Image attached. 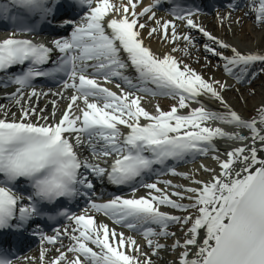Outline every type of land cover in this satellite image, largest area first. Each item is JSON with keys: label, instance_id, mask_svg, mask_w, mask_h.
Listing matches in <instances>:
<instances>
[{"label": "snow or ice", "instance_id": "6c2138e0", "mask_svg": "<svg viewBox=\"0 0 264 264\" xmlns=\"http://www.w3.org/2000/svg\"><path fill=\"white\" fill-rule=\"evenodd\" d=\"M162 2L153 0L137 11L142 0H70L84 14L79 21H63L62 27L72 26L71 33L53 39L51 46L18 36L34 31L33 20L51 22L61 0L0 3V18L16 24L0 40V74H5L0 85L15 86L8 98L18 108L10 112L0 105V230H22L45 212L67 219L70 226L41 235L49 245L62 243V237L69 241L66 248L55 249L49 264H156L153 257L162 250L176 253L173 264H264V158L259 155L264 153V99L248 116L233 110L222 95L226 83L205 80L173 55L188 51L177 49L178 41L194 46V38L179 34L173 21L202 34L205 60L217 58L223 73L237 83L255 79L257 65L264 71V47L241 51L199 25L198 13L176 0H171L173 21L156 19L154 9ZM245 8L264 39V0H246ZM148 21L156 26L147 37L170 42L169 52L154 53L144 43ZM40 79L61 83L63 91L52 93L61 99L71 92L63 110L55 101L47 115L46 109L32 106L33 98L49 94L36 90L34 82ZM113 83L116 92L104 86ZM144 96L175 103L167 111L157 105L149 112L141 104ZM201 97L224 111L210 110ZM218 139L239 146L220 153L214 146ZM210 153H215L216 167L201 166L210 174L207 180L183 176L193 186L164 181V188L159 181L144 182L156 166L176 176L169 161ZM93 178L131 187V195H113L103 203L89 200L82 214H69L63 202L95 195ZM21 183L26 192L17 191ZM137 184L148 190L144 196L137 197ZM89 212L141 236L147 251L133 235L117 232ZM171 226L178 227L180 237L171 245L160 243L176 237ZM45 259L41 250V264ZM0 264H12L2 249Z\"/></svg>", "mask_w": 264, "mask_h": 264}, {"label": "bare ground", "instance_id": "6f19581e", "mask_svg": "<svg viewBox=\"0 0 264 264\" xmlns=\"http://www.w3.org/2000/svg\"><path fill=\"white\" fill-rule=\"evenodd\" d=\"M152 0H148L142 7L148 6ZM113 2L117 3V0H113ZM142 7H138L137 11H140ZM243 16L238 15H220V21L212 20H202L196 18V21L199 25L204 27L207 31H209L212 35L217 36L219 38L224 39L226 42L237 46L241 51H244L246 48L259 50L264 47V39H261V33L259 30H254L252 24L250 26L246 25L243 22ZM221 17H230V19L226 21H221ZM245 17V16H244ZM247 17V16H246ZM214 18V16H213ZM159 19V17H156ZM248 19V18H247ZM147 20V17L141 18V23H144ZM162 20L163 19H159ZM249 20H251L249 18ZM155 23L153 21H148L147 27L142 30L144 35V43L150 47V49L157 54H164L171 50L173 45L170 42L163 41L160 38H151L147 37V32L152 27H155ZM177 26V24H176ZM188 34L194 38V46L186 45L182 40L178 41L176 44H180L177 49H183L187 47L188 51L185 53L184 51H178L173 53L177 57V59L181 60L183 63L188 64L194 70H196L199 74H201L205 80H220L221 82L226 83L229 87L226 91L222 93L225 100L229 105H231L232 109L241 113L245 116H248L252 113L254 107L260 104L261 100L264 99V76L260 73H257L255 79H249L248 81L242 83H229L226 81L225 74L223 73V69L220 66V62L217 58L209 57L208 60H205V56L207 55L204 52L203 44L206 41V38L202 37L197 30L188 29ZM184 33V34H187ZM181 34V33H179ZM150 41V42H149ZM210 43V42H208ZM154 44V45H153ZM261 70V67L257 65L254 70ZM13 92V91H12ZM254 93V95H252ZM10 94V93H9ZM9 94H0V105L4 106L10 112H17L18 108L15 107L12 101L8 98ZM230 95V96H229ZM205 99L201 100L210 110L223 112L224 110L219 107L217 103H214L207 97H203ZM52 101H55L58 107L63 110L67 101L61 99L59 96H54L51 98L50 102H47V99L44 97L33 98L32 106L46 109L45 115L51 113L53 110ZM247 101V104L244 103ZM171 106L162 105L161 109L167 111ZM60 113H57V117H59ZM4 113L0 112V118H3ZM229 127H226L228 129ZM192 158V157H190ZM49 251L45 256L55 253L54 248L48 249ZM54 256L49 257L52 259ZM168 260L164 262L166 264ZM163 264V263H162Z\"/></svg>", "mask_w": 264, "mask_h": 264}, {"label": "rangeland", "instance_id": "374dc122", "mask_svg": "<svg viewBox=\"0 0 264 264\" xmlns=\"http://www.w3.org/2000/svg\"><path fill=\"white\" fill-rule=\"evenodd\" d=\"M143 1V0H142ZM246 25L250 26L252 23L251 21H246L245 22ZM150 42V41H149ZM154 45V44H153ZM180 44H176L175 47L178 48ZM259 71V70H258ZM261 74L264 76V71H260ZM256 73V72H255ZM229 81L231 82V79H229ZM234 83V82H233ZM230 96V95H229ZM201 100L205 99L203 97L200 98ZM66 101L68 102L67 98H66ZM159 105V104H158ZM193 107H197L199 105H192ZM65 107V106H64ZM185 111V113H187V109H184L183 112ZM218 124L216 123H212L210 124V126H213V127H216ZM230 144H233L231 141H224V140H216L214 141V146L218 149V150H222L221 152H224L225 151V148H226V145H230ZM213 154V153H212ZM215 154V153H214ZM205 159V160H204ZM204 160V161H203ZM202 162L201 165H203L204 167H206V165L208 164V166L210 167L211 164H212V159L211 158H203L201 160ZM194 165H197V164H194ZM207 166V167H208ZM193 167V166H192ZM199 167V166H198ZM203 170L197 168V166H194L193 168H189L188 170H186V176L190 177V178H193V179H201L202 176H203ZM185 176V175H184ZM183 176L179 177V178H176V181L179 185H183V186H193V185H190L189 181L188 180H184L182 179ZM173 230H176L177 233H180V231L178 230V227L177 226H173L172 228ZM178 237V236H177ZM176 237V238H177ZM160 257L158 258H153L154 261L156 262V264H164V262L167 260V259H172L174 260L175 257H176V253L173 252V251H168V250H162V252H160Z\"/></svg>", "mask_w": 264, "mask_h": 264}]
</instances>
